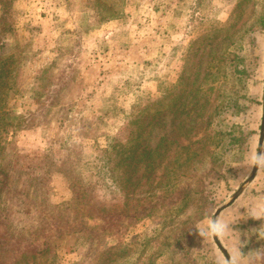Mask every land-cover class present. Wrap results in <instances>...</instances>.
I'll return each mask as SVG.
<instances>
[{
    "label": "rangeland",
    "instance_id": "obj_1",
    "mask_svg": "<svg viewBox=\"0 0 264 264\" xmlns=\"http://www.w3.org/2000/svg\"><path fill=\"white\" fill-rule=\"evenodd\" d=\"M9 1L0 207L12 228L77 216L79 195L120 210L104 264H264V0ZM127 144L151 157L123 161L114 191L99 186L97 151ZM147 161L153 205L138 216L122 178ZM214 216L229 262L201 235ZM101 243L63 231L51 264H92Z\"/></svg>",
    "mask_w": 264,
    "mask_h": 264
},
{
    "label": "trees",
    "instance_id": "obj_2",
    "mask_svg": "<svg viewBox=\"0 0 264 264\" xmlns=\"http://www.w3.org/2000/svg\"><path fill=\"white\" fill-rule=\"evenodd\" d=\"M0 4L2 5L0 9L1 52L3 47V40L1 39L2 35L12 32V25L9 21L8 15L11 6L10 1L7 0V2H5L0 0ZM3 59L2 53H0V73L3 70L2 67L5 65V61ZM147 108L148 105H145L143 110H140L142 111V116L148 113ZM139 146L133 144H127L125 147L121 145L118 147L115 145H108L106 148L98 150L96 155V164L94 165L93 170H95L99 186L114 191L115 188H118V184L120 182L119 177L121 178L122 176L119 174L120 171L117 170L123 161L128 160L129 162L138 164V162L141 161L135 158L137 152L142 153L140 158L144 160L151 157V154L148 151H139ZM121 148H123L122 152ZM156 154L158 156L157 158L163 156L160 153ZM115 160L116 163H114ZM150 165L151 163L148 161L141 167V169H139L141 165H138V167H134L132 171H127L128 175L126 174V178H122L124 183L126 185L128 184V187H131L127 190V197L135 198L138 196V216L140 213L147 212L151 205H153V202L151 203L149 200L150 197L147 196L148 194L154 195L152 191L153 188L150 189V187H148L150 185L149 179L151 177V170H153V167H150ZM2 170L3 168L0 165V171ZM125 172V170H122L123 174ZM130 172H137L135 175L136 177L133 180H131L132 173L130 174ZM6 182H8V180L0 181V192L7 190ZM113 186H115V188H113ZM155 188L156 191L164 193L163 189L158 187ZM73 198V201H75V207L80 209L77 216L74 212L71 214L70 218L67 217L61 219L59 216L56 217L55 213L54 215L42 214V216L39 215L36 226L28 231L12 228V222L9 217L10 214L8 215L7 213H3L4 211L0 207V264H29V259L31 264H51L54 257V253L52 251L53 243L55 239L63 233V231L68 234L75 233L80 235L81 233H84L89 239L100 236L102 239L101 248L100 245L95 247V256L92 257L95 261H93L92 264L116 262V252L120 246L116 244H109L107 246L106 241L109 239L116 240L115 235L111 233V231H114L121 224L119 220V208L117 207L108 211L105 209L104 204L97 205L90 198H82L79 195H76ZM130 218L133 217L128 216V219ZM123 220L127 222L126 217H123ZM88 249L91 250V252L93 251V248L91 247ZM89 253L90 252L87 254ZM88 258L91 259L90 255Z\"/></svg>",
    "mask_w": 264,
    "mask_h": 264
},
{
    "label": "clouds",
    "instance_id": "obj_3",
    "mask_svg": "<svg viewBox=\"0 0 264 264\" xmlns=\"http://www.w3.org/2000/svg\"><path fill=\"white\" fill-rule=\"evenodd\" d=\"M259 163V161H257ZM227 230V225L222 222H211L207 233L202 232L201 235L207 234L208 236H220L223 237Z\"/></svg>",
    "mask_w": 264,
    "mask_h": 264
},
{
    "label": "water",
    "instance_id": "obj_4",
    "mask_svg": "<svg viewBox=\"0 0 264 264\" xmlns=\"http://www.w3.org/2000/svg\"><path fill=\"white\" fill-rule=\"evenodd\" d=\"M263 109H264V86H263ZM264 131V115L262 117V121H261V136L263 134ZM233 200H235V196L225 205L228 206ZM221 209L217 210L215 213V216L220 212ZM215 216H214V220L213 222H215ZM213 240L215 241L217 247L222 251L223 255L226 257L227 261L229 262V258L227 256V253L225 252V250L221 247V245L219 244V242L217 241L216 237L213 236Z\"/></svg>",
    "mask_w": 264,
    "mask_h": 264
},
{
    "label": "crops",
    "instance_id": "obj_5",
    "mask_svg": "<svg viewBox=\"0 0 264 264\" xmlns=\"http://www.w3.org/2000/svg\"><path fill=\"white\" fill-rule=\"evenodd\" d=\"M59 5H57V7H55L53 10H55L56 11V13H58V14H56L55 15V17H54V19H56L57 21H62L63 23L66 21V22H68L69 20H66L67 18H68V16H67V14L66 13H68V12H66V11H69V10H64V8L62 9V7H58ZM67 6H65V8H66ZM67 9V8H66ZM71 13V11H69V14ZM58 18V19H57Z\"/></svg>",
    "mask_w": 264,
    "mask_h": 264
}]
</instances>
